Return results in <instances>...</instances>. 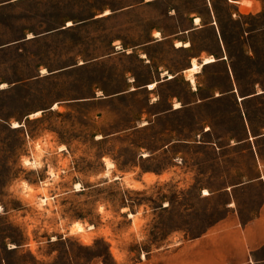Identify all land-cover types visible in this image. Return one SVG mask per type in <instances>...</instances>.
Returning <instances> with one entry per match:
<instances>
[{
    "label": "rangeland",
    "instance_id": "1",
    "mask_svg": "<svg viewBox=\"0 0 264 264\" xmlns=\"http://www.w3.org/2000/svg\"><path fill=\"white\" fill-rule=\"evenodd\" d=\"M263 201L264 0H0V264H220Z\"/></svg>",
    "mask_w": 264,
    "mask_h": 264
},
{
    "label": "crops",
    "instance_id": "2",
    "mask_svg": "<svg viewBox=\"0 0 264 264\" xmlns=\"http://www.w3.org/2000/svg\"><path fill=\"white\" fill-rule=\"evenodd\" d=\"M105 13L108 14L109 12ZM105 13L103 15H105ZM196 15L197 16L192 18L194 26L189 29L188 32L196 30L199 23L203 19L201 16H198V14ZM196 19H199V21L197 22ZM69 24H71V22H69L68 25ZM156 42L160 41L157 40ZM189 43L190 42H185L184 48L191 47ZM209 57L214 58V56ZM199 59L200 58L191 57L190 67L187 69L188 71L186 70V72H189V70L192 69L193 61L196 60L197 63V61H200ZM205 60L206 59H204L200 64L201 67L216 62L215 58L214 61L210 63H205ZM172 78L174 77L169 75V79ZM190 82L192 83L191 80ZM259 181H261V177H256L247 182L235 185L233 188H243L249 184ZM230 237L232 240H230ZM205 241L209 243V246L213 250V245L216 246L215 250L217 252V260L220 264H264V201L261 203L258 211L253 217H251L248 223L243 222L240 215L235 212L223 223L218 224L214 231L191 239L189 242H186L185 245L193 246V248H195V246L203 244Z\"/></svg>",
    "mask_w": 264,
    "mask_h": 264
},
{
    "label": "bare ground",
    "instance_id": "3",
    "mask_svg": "<svg viewBox=\"0 0 264 264\" xmlns=\"http://www.w3.org/2000/svg\"><path fill=\"white\" fill-rule=\"evenodd\" d=\"M107 13H105V15H106ZM197 20V22L199 21V19H196ZM70 25V24H69ZM159 35V33H156V36H158ZM188 45V44H187ZM214 61V58H206V60H205V63H210V62H213ZM193 67H192V69H190L189 70V73H190V80L192 81V83L194 84L195 83V81H194V77H193V74H196V73H199L200 72V70H201V66H200V64L198 65L197 63H196V60H194L193 61ZM42 71V70H41ZM45 71L46 70H43V72L42 73H45ZM188 71V70H187ZM156 87V84L154 83V84H151L150 85V89L151 90H153L154 88ZM177 106V108L179 107V105L177 104L176 105ZM15 127H17L18 125L17 124H15L14 125Z\"/></svg>",
    "mask_w": 264,
    "mask_h": 264
}]
</instances>
